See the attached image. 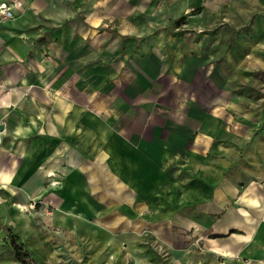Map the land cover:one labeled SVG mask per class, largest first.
Listing matches in <instances>:
<instances>
[{"label": "rangeland", "instance_id": "rangeland-1", "mask_svg": "<svg viewBox=\"0 0 264 264\" xmlns=\"http://www.w3.org/2000/svg\"><path fill=\"white\" fill-rule=\"evenodd\" d=\"M77 1L83 24L69 42L79 45L68 44L63 71L69 100L86 120L93 114L101 139L131 143L119 152L136 170L135 201L147 204L141 215L194 222L184 234L204 250V222L224 212L203 211L216 190L233 210L246 188L264 199V0H184L178 15L166 0H100L94 10L93 0ZM34 23L47 44L51 26ZM74 176L68 165L60 178L43 176L36 194L1 190L0 264H23L15 245L24 264H189L150 231L129 245L101 239L108 207L102 200L94 211L77 209Z\"/></svg>", "mask_w": 264, "mask_h": 264}, {"label": "crops", "instance_id": "crops-1", "mask_svg": "<svg viewBox=\"0 0 264 264\" xmlns=\"http://www.w3.org/2000/svg\"><path fill=\"white\" fill-rule=\"evenodd\" d=\"M95 1L93 10L100 7V0ZM166 1L173 15L185 9L181 6L184 0ZM77 2L22 0L23 7L13 8V18L0 20V193L6 188L16 194H36L43 176L60 178L71 165L75 176L69 189H74L76 208L94 211L102 200L105 203L101 204L108 207L104 209L108 211L105 222H100L107 234L101 239L129 245L144 239L150 231L153 240L169 251L179 252L189 264H229L230 255L241 259L238 264H264V199L253 188L241 192V205L234 210L225 208L227 197L222 190L215 191L214 204L206 205L203 211L215 212L225 206L224 212L220 219L204 222L206 229L198 239L205 248L201 251L196 249L194 237L184 234L185 229L197 227L194 222H180L177 215L168 220L141 215L147 204L135 201L132 183L136 170L129 160H121L119 152L121 148L130 152L131 143L101 139L100 127L93 125V114L86 120L88 114L69 100V81L63 71L69 66L68 44L79 45L77 41L69 42L78 35L73 29H82L83 20L74 4ZM110 2L103 1V5ZM36 20L51 26L47 44L37 35L38 27L43 25L34 23ZM66 21L68 24L60 29ZM98 23L99 17L93 16L91 29ZM72 60L75 65L79 63ZM101 147L106 151H100ZM31 179L37 183L23 187ZM226 185L230 186L227 181ZM76 229L81 232L79 223ZM231 229L236 232L230 234Z\"/></svg>", "mask_w": 264, "mask_h": 264}, {"label": "built area", "instance_id": "built-area-1", "mask_svg": "<svg viewBox=\"0 0 264 264\" xmlns=\"http://www.w3.org/2000/svg\"><path fill=\"white\" fill-rule=\"evenodd\" d=\"M22 6V0L0 1V20L13 18V8Z\"/></svg>", "mask_w": 264, "mask_h": 264}, {"label": "trees", "instance_id": "trees-1", "mask_svg": "<svg viewBox=\"0 0 264 264\" xmlns=\"http://www.w3.org/2000/svg\"><path fill=\"white\" fill-rule=\"evenodd\" d=\"M13 249H14V255H15L16 260H18L24 264L25 263V261H24L25 253H22L19 250V247L17 245H15V247Z\"/></svg>", "mask_w": 264, "mask_h": 264}, {"label": "water", "instance_id": "water-1", "mask_svg": "<svg viewBox=\"0 0 264 264\" xmlns=\"http://www.w3.org/2000/svg\"><path fill=\"white\" fill-rule=\"evenodd\" d=\"M3 129V125L2 124H0V130H2Z\"/></svg>", "mask_w": 264, "mask_h": 264}]
</instances>
